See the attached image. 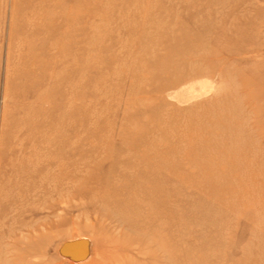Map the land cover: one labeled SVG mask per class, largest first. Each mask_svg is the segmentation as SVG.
Here are the masks:
<instances>
[{"label":"rangeland","instance_id":"1","mask_svg":"<svg viewBox=\"0 0 264 264\" xmlns=\"http://www.w3.org/2000/svg\"><path fill=\"white\" fill-rule=\"evenodd\" d=\"M0 264H264V0H0Z\"/></svg>","mask_w":264,"mask_h":264}]
</instances>
